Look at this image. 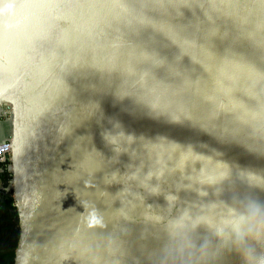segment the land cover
<instances>
[{
  "label": "water",
  "instance_id": "95a60500",
  "mask_svg": "<svg viewBox=\"0 0 264 264\" xmlns=\"http://www.w3.org/2000/svg\"><path fill=\"white\" fill-rule=\"evenodd\" d=\"M16 264H264V0H0Z\"/></svg>",
  "mask_w": 264,
  "mask_h": 264
},
{
  "label": "trees",
  "instance_id": "16d2710c",
  "mask_svg": "<svg viewBox=\"0 0 264 264\" xmlns=\"http://www.w3.org/2000/svg\"><path fill=\"white\" fill-rule=\"evenodd\" d=\"M8 165H0V184L8 186L11 175ZM21 240L19 212L13 203V195L0 199V264H16V254Z\"/></svg>",
  "mask_w": 264,
  "mask_h": 264
},
{
  "label": "built area",
  "instance_id": "2783aa9c",
  "mask_svg": "<svg viewBox=\"0 0 264 264\" xmlns=\"http://www.w3.org/2000/svg\"><path fill=\"white\" fill-rule=\"evenodd\" d=\"M1 118L4 121H7V116L3 115ZM10 158H11V131L6 136H0V165H8L7 171L10 173ZM0 171H3L0 169ZM12 192L11 181L8 186H5L3 183L0 184V199H4L10 196Z\"/></svg>",
  "mask_w": 264,
  "mask_h": 264
},
{
  "label": "rangeland",
  "instance_id": "374dc122",
  "mask_svg": "<svg viewBox=\"0 0 264 264\" xmlns=\"http://www.w3.org/2000/svg\"><path fill=\"white\" fill-rule=\"evenodd\" d=\"M11 127L7 122H2V118L0 119V136H6L10 133Z\"/></svg>",
  "mask_w": 264,
  "mask_h": 264
},
{
  "label": "flooded vegetation",
  "instance_id": "af4514ba",
  "mask_svg": "<svg viewBox=\"0 0 264 264\" xmlns=\"http://www.w3.org/2000/svg\"><path fill=\"white\" fill-rule=\"evenodd\" d=\"M2 122H3V123L5 122L3 118H2Z\"/></svg>",
  "mask_w": 264,
  "mask_h": 264
}]
</instances>
